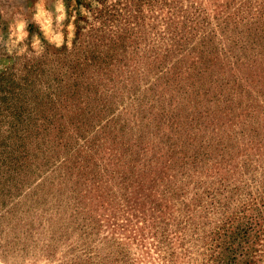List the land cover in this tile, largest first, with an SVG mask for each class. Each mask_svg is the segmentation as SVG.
Wrapping results in <instances>:
<instances>
[{
    "label": "rangeland",
    "instance_id": "1",
    "mask_svg": "<svg viewBox=\"0 0 264 264\" xmlns=\"http://www.w3.org/2000/svg\"><path fill=\"white\" fill-rule=\"evenodd\" d=\"M103 2L0 0V264H205L264 196V0L146 3L76 67Z\"/></svg>",
    "mask_w": 264,
    "mask_h": 264
},
{
    "label": "trees",
    "instance_id": "2",
    "mask_svg": "<svg viewBox=\"0 0 264 264\" xmlns=\"http://www.w3.org/2000/svg\"><path fill=\"white\" fill-rule=\"evenodd\" d=\"M103 1L102 7L99 10L93 9L95 19L102 22L101 27L92 30L95 32L89 36L92 39L91 41H93L92 44L90 41L79 44V48L83 45L87 47L88 53H83L85 59H82V62H79L78 58L75 60L76 67L97 64L100 66L104 59L109 58V52L113 53L115 50L125 46L124 44L127 43V40L131 39L130 36L138 27L135 23H138L140 19L141 5L146 3L148 5L153 4L152 2L155 0ZM170 6L173 8L171 4ZM171 14L172 17L176 18V21H171V24L174 23L173 29L171 30L168 26V30H171L169 31L172 35L171 41H174L171 46H180L179 49L182 50V47L187 44L186 40L188 42L195 35L191 32H187L186 34L188 35H186L184 34L186 31L180 29V27L184 26L182 20H184L186 15L181 14L180 17H177L176 12H172ZM132 21H135L133 24L135 26L131 25ZM262 21L260 23L256 21L255 23L259 30H262L264 26V19ZM120 23H122L121 25H125V27H119V33L116 36L109 37L103 35L107 32L109 33L113 24L119 25ZM236 24H238V21ZM202 26L204 27L205 25ZM216 26L219 27L218 24ZM78 29L79 33L82 34V28L79 27ZM189 36L191 38H188ZM205 41V39H199L200 43H204ZM95 52H98V55ZM166 52L164 55L168 56ZM74 67L71 64L73 70ZM258 202H260L259 206L254 205L252 207L241 208L235 211L236 213L232 216H222L223 219L220 220V225L209 234L211 235L210 239L205 244V254L207 256L205 264H255L264 257V196Z\"/></svg>",
    "mask_w": 264,
    "mask_h": 264
}]
</instances>
